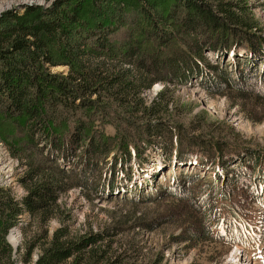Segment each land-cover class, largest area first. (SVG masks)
<instances>
[{"label": "trees", "instance_id": "trees-1", "mask_svg": "<svg viewBox=\"0 0 264 264\" xmlns=\"http://www.w3.org/2000/svg\"><path fill=\"white\" fill-rule=\"evenodd\" d=\"M42 1L49 6L23 5L0 16V142L23 162L18 182L26 191L18 199L10 187L0 185V264H129L122 252L109 251L112 238L133 226L121 221L98 232H75L66 223L70 213L61 199L75 187L111 198L121 190L115 183L125 164L134 159L143 166L145 149L155 137L163 142L167 162L213 170V179H204L200 191L192 188L198 175L165 187L168 197L182 201L195 220L182 235L185 241L211 240L216 232L210 224L217 225L212 204L224 211L242 192L238 185L246 190L242 172L219 187V168L227 174L226 168L243 157L251 185L254 177L264 178V150L227 151L218 139L187 137L183 127L169 128L162 119L169 113V87L196 78L211 94L235 90L246 96L257 92L261 98L264 28L250 0ZM206 52L214 60L230 55L242 60L238 77L211 65ZM254 62L261 64L258 73ZM56 67L67 72H53ZM155 83L164 87L147 102L143 93ZM116 159L124 163L118 174ZM104 169L110 174L106 183ZM24 216V239L15 250L8 236ZM51 219L59 227L49 234ZM192 226L198 229L192 231ZM234 230L230 247L243 245L242 231Z\"/></svg>", "mask_w": 264, "mask_h": 264}, {"label": "rangeland", "instance_id": "rangeland-1", "mask_svg": "<svg viewBox=\"0 0 264 264\" xmlns=\"http://www.w3.org/2000/svg\"><path fill=\"white\" fill-rule=\"evenodd\" d=\"M25 1L0 0V16L10 9H20ZM35 2L44 7L49 6V3L42 0ZM250 3L260 25L264 28V0H250ZM206 56L211 65L218 64L223 69L225 67L230 70L231 75L238 77L242 60L230 55L220 56L217 59L220 62H216L212 54L206 52ZM257 63L254 62L253 66L257 68L258 73L261 64ZM51 70L67 72V68L64 67ZM251 74L250 71L249 75ZM201 83L196 78L184 86H170L169 113L162 121L169 128L173 124L180 125L187 137L190 134H206L218 139L221 141V147L227 151L230 147L264 150V84L261 85L260 98L257 92L246 96L235 90L211 94L202 88ZM250 84L256 87L258 83L255 79H250ZM163 87L162 83H155L143 93L145 100L151 102ZM106 132L112 135L114 130L107 127ZM143 158L145 160L141 167L134 159L127 162L125 172H120L122 168H119L123 167L124 163L116 159L117 163L121 164H117L116 168L117 174L120 172L121 176H117L115 185L121 190L117 189L111 198L97 196L93 191L87 192L79 187L70 189L61 199L64 209H68L70 213V218L66 221L70 228L82 234L84 230L92 229L98 232L121 221L133 226L127 232L119 233L112 238L109 251V255L122 252L129 264H149L155 258L162 259L160 264H264V178L257 181L260 176H256L249 185L253 177L251 169L244 164L243 157L240 156L236 164L226 168L229 170L227 174L224 169L219 168L222 181L219 187L223 186L224 189L226 185L236 180L237 173L242 172L244 178L240 181L246 183V190L238 185L242 192L237 191L225 205L224 211L212 204L213 215L216 217L214 223L217 225L214 227L212 222L210 225L216 235L211 240L202 239L198 243H189L182 236L186 228L195 222L190 218V209L182 201L168 197L165 187L180 185L186 181L182 178L187 175H198L200 178L192 188L200 191L206 181L213 179V170L203 171L196 166H181L174 163V160L167 162L163 142L159 137L152 139L145 149ZM24 169L23 162L14 157L8 147L0 142V185L10 187L18 199L26 194L18 182V176ZM103 171L102 178L106 183L110 174L105 169ZM225 175L229 177L227 182ZM98 179L100 181L101 176ZM175 179L176 182L173 181ZM88 180L89 183L93 181ZM210 189L213 190L212 187ZM141 199H147L146 203H142ZM26 219L27 216H24L22 223L12 231L17 236L15 245L10 241L12 232L8 236L15 250L24 239L21 227L25 225ZM58 227L59 221L51 219L47 225L49 234ZM235 228H240L244 241L246 239L244 245L236 247L237 251L233 246L230 248ZM34 229V226L29 228L27 236L31 235ZM197 229V226H192V231ZM19 254H15L17 259L20 257ZM32 258L36 260L37 252L33 253Z\"/></svg>", "mask_w": 264, "mask_h": 264}, {"label": "water", "instance_id": "water-1", "mask_svg": "<svg viewBox=\"0 0 264 264\" xmlns=\"http://www.w3.org/2000/svg\"><path fill=\"white\" fill-rule=\"evenodd\" d=\"M22 5H37V6H42L41 4L35 2V0H26ZM8 241H9V239H8ZM9 243H10V241H9Z\"/></svg>", "mask_w": 264, "mask_h": 264}, {"label": "bare ground", "instance_id": "bare-ground-1", "mask_svg": "<svg viewBox=\"0 0 264 264\" xmlns=\"http://www.w3.org/2000/svg\"><path fill=\"white\" fill-rule=\"evenodd\" d=\"M11 232H12V231H11ZM11 232H10V233H11ZM8 239H9V237H8ZM16 239H17V236L14 234V232H12L11 235H10V241H11V243H12L13 245L16 244ZM12 244H11V245H12ZM13 245H12V246H13Z\"/></svg>", "mask_w": 264, "mask_h": 264}]
</instances>
